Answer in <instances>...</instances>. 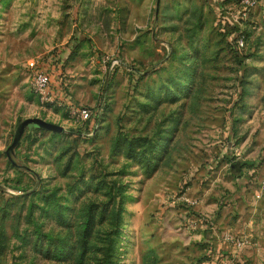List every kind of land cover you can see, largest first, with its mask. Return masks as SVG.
<instances>
[{
    "label": "rangeland",
    "instance_id": "1",
    "mask_svg": "<svg viewBox=\"0 0 264 264\" xmlns=\"http://www.w3.org/2000/svg\"><path fill=\"white\" fill-rule=\"evenodd\" d=\"M263 179L264 0H0V264H264Z\"/></svg>",
    "mask_w": 264,
    "mask_h": 264
},
{
    "label": "built area",
    "instance_id": "2",
    "mask_svg": "<svg viewBox=\"0 0 264 264\" xmlns=\"http://www.w3.org/2000/svg\"><path fill=\"white\" fill-rule=\"evenodd\" d=\"M245 6H254L257 4L258 0H241ZM238 46H243L246 41V34L243 31H240L238 33V36L236 38ZM28 66L31 67L32 70V77H31V85L35 92H37L41 97L45 99H50L51 94V87H50V73L47 70L46 67L40 66L37 63L34 62V60L29 59L28 60ZM77 113H79L81 116L85 117L88 115V109L85 106H81L76 108ZM264 191V179L260 183V186L256 192V194L259 196L261 192ZM214 264H226L224 261H219Z\"/></svg>",
    "mask_w": 264,
    "mask_h": 264
},
{
    "label": "water",
    "instance_id": "3",
    "mask_svg": "<svg viewBox=\"0 0 264 264\" xmlns=\"http://www.w3.org/2000/svg\"><path fill=\"white\" fill-rule=\"evenodd\" d=\"M156 4L158 5V0H156ZM26 125L43 127V128L50 129L53 131H58V130L62 129L61 124L56 123L54 121L47 120V119H45L41 116H38V115H30V116H25V117L21 118L15 126V130H14V133L12 135L11 141L4 148V152L8 158H11L10 151L12 150L13 146L18 141V138H19L23 128Z\"/></svg>",
    "mask_w": 264,
    "mask_h": 264
},
{
    "label": "trees",
    "instance_id": "4",
    "mask_svg": "<svg viewBox=\"0 0 264 264\" xmlns=\"http://www.w3.org/2000/svg\"><path fill=\"white\" fill-rule=\"evenodd\" d=\"M121 202H122V199L119 200L118 204L114 205L113 207V213L112 215L115 217L117 216V213H118V208L119 206H121ZM92 222H93V219H92V214L91 213H88L86 218L83 220V223H82V230H83V235H86L92 225Z\"/></svg>",
    "mask_w": 264,
    "mask_h": 264
},
{
    "label": "crops",
    "instance_id": "5",
    "mask_svg": "<svg viewBox=\"0 0 264 264\" xmlns=\"http://www.w3.org/2000/svg\"><path fill=\"white\" fill-rule=\"evenodd\" d=\"M240 23H241V22H240ZM240 23H239V24H240ZM256 161H258V160H256ZM256 161H255V162H256Z\"/></svg>",
    "mask_w": 264,
    "mask_h": 264
}]
</instances>
